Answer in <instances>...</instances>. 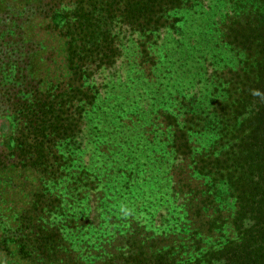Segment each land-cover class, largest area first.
Returning a JSON list of instances; mask_svg holds the SVG:
<instances>
[{
	"label": "trees",
	"instance_id": "16d2710c",
	"mask_svg": "<svg viewBox=\"0 0 264 264\" xmlns=\"http://www.w3.org/2000/svg\"><path fill=\"white\" fill-rule=\"evenodd\" d=\"M199 13L213 61L185 82L169 42ZM129 51L169 80L109 113L97 79ZM253 91L264 0H0V264H264Z\"/></svg>",
	"mask_w": 264,
	"mask_h": 264
},
{
	"label": "rangeland",
	"instance_id": "374dc122",
	"mask_svg": "<svg viewBox=\"0 0 264 264\" xmlns=\"http://www.w3.org/2000/svg\"><path fill=\"white\" fill-rule=\"evenodd\" d=\"M213 17V14H196V16L191 19L190 27L183 35H180L178 38H170V45L177 46L180 49L177 58L174 60L176 64L175 70H178L180 73L179 80L187 82L195 79V72L199 71L198 67L201 62H205L206 64L212 63L213 59L211 55L213 52V45L209 40V38H212L211 36L209 37V25L212 23ZM177 40H182V42H177ZM202 50L204 54L206 52V61L203 58L199 59ZM129 53L132 56L130 51L127 52V54L122 57V60L118 61L115 68L106 71L97 79L103 86L100 104L103 109L109 113H116L118 108L117 104L123 102L126 98L141 99L138 103L142 106L143 104L151 103L155 86L160 84L161 87H164L169 80L165 77L163 69H161V71H158V69L148 71V74L151 75V79L148 78L147 83L146 81L138 80L140 78L132 79L131 76L133 77L136 74L135 72L130 74L127 60V55ZM178 58L181 59L178 60ZM0 129L6 133L9 132V123L5 120L0 121ZM130 133L128 132V134Z\"/></svg>",
	"mask_w": 264,
	"mask_h": 264
},
{
	"label": "clouds",
	"instance_id": "9594fccd",
	"mask_svg": "<svg viewBox=\"0 0 264 264\" xmlns=\"http://www.w3.org/2000/svg\"><path fill=\"white\" fill-rule=\"evenodd\" d=\"M253 95H257L261 97V100L264 101V95H262L261 93H259L258 91H253ZM121 211L124 213L125 216L130 215V210H127L125 208H121Z\"/></svg>",
	"mask_w": 264,
	"mask_h": 264
}]
</instances>
